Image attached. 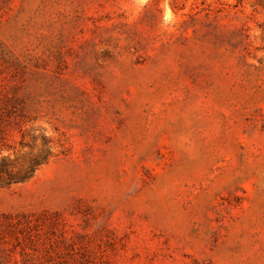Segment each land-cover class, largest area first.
Listing matches in <instances>:
<instances>
[{
    "label": "rangeland",
    "instance_id": "obj_1",
    "mask_svg": "<svg viewBox=\"0 0 264 264\" xmlns=\"http://www.w3.org/2000/svg\"><path fill=\"white\" fill-rule=\"evenodd\" d=\"M257 4L0 0V264H264Z\"/></svg>",
    "mask_w": 264,
    "mask_h": 264
},
{
    "label": "trees",
    "instance_id": "obj_2",
    "mask_svg": "<svg viewBox=\"0 0 264 264\" xmlns=\"http://www.w3.org/2000/svg\"><path fill=\"white\" fill-rule=\"evenodd\" d=\"M257 2V5L264 8V0ZM42 141V149L38 151L24 141L19 143V147L5 145L0 148V188L8 189L30 182L56 157L51 139L44 136ZM27 148L30 149L29 152H24ZM4 151L9 154L3 155Z\"/></svg>",
    "mask_w": 264,
    "mask_h": 264
}]
</instances>
